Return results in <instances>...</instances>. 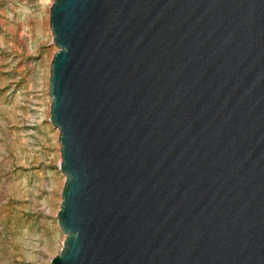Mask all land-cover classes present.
Wrapping results in <instances>:
<instances>
[{"label": "water", "instance_id": "1", "mask_svg": "<svg viewBox=\"0 0 264 264\" xmlns=\"http://www.w3.org/2000/svg\"><path fill=\"white\" fill-rule=\"evenodd\" d=\"M50 26L51 264H264V0H54Z\"/></svg>", "mask_w": 264, "mask_h": 264}, {"label": "rangeland", "instance_id": "2", "mask_svg": "<svg viewBox=\"0 0 264 264\" xmlns=\"http://www.w3.org/2000/svg\"><path fill=\"white\" fill-rule=\"evenodd\" d=\"M54 0H0V264H51L66 180L50 122Z\"/></svg>", "mask_w": 264, "mask_h": 264}]
</instances>
